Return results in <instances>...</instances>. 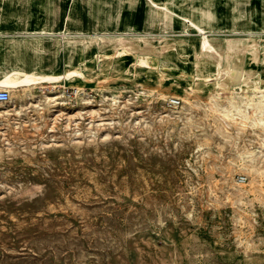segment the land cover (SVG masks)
I'll list each match as a JSON object with an SVG mask.
<instances>
[{
    "label": "rangeland",
    "instance_id": "374dc122",
    "mask_svg": "<svg viewBox=\"0 0 264 264\" xmlns=\"http://www.w3.org/2000/svg\"><path fill=\"white\" fill-rule=\"evenodd\" d=\"M140 1L136 12L153 0ZM158 2L202 22L206 31L238 27L222 39L264 34L263 0ZM93 36L105 37L106 46L88 38L72 55L73 69L59 67L49 86L74 98L77 85L99 100L94 88L100 85L116 89L119 102L81 106L68 99L55 109L25 106V97L14 94L12 102L0 103V264H264V182L261 195L252 192L251 175L239 182L247 172L228 158L225 145L208 139L210 117L182 111L181 101L168 105L190 79L159 60L178 57L184 68L197 60L204 71L227 75L235 65L244 67L248 52L230 61L212 43L206 51L197 49L185 30L155 26ZM118 42L127 49L114 54L111 69L98 67ZM137 53L156 59L143 68L135 62ZM255 53L258 61V49ZM257 67L239 73L238 82H247ZM74 68L83 74L74 75ZM186 74L192 76V70ZM135 85L147 95L125 99L123 88ZM172 86L173 94L155 100L154 113L152 94ZM194 86L201 90L199 100L206 101L210 84ZM225 122V132L234 134L233 120ZM232 184L238 193L226 191Z\"/></svg>",
    "mask_w": 264,
    "mask_h": 264
},
{
    "label": "bare ground",
    "instance_id": "6f19581e",
    "mask_svg": "<svg viewBox=\"0 0 264 264\" xmlns=\"http://www.w3.org/2000/svg\"><path fill=\"white\" fill-rule=\"evenodd\" d=\"M258 1L261 2V0H257V2ZM106 4L117 6L119 3L116 0H99V6H103L102 8L104 11L111 10L112 8H107ZM233 4L234 2H232V5ZM228 5H230V0ZM228 5H226V16L229 11L227 9ZM119 12L122 14L121 11ZM133 12L134 14L132 16L134 24L131 25H134L137 29L145 31L155 26L157 29L166 32L185 30L187 36L195 38L197 49L206 51L205 48L208 46V43H212L218 49L222 57L228 58L230 61L231 56L240 55L241 52L244 51L248 52L244 67L239 68L235 65V67L233 66L227 75L219 74V72L215 71L214 69L206 68V71H204L203 64H198L197 60H195V62H193L189 68L179 66L178 61H180V59H178V57L172 62L165 60L163 57L159 60L167 62L168 65L165 68L171 71L173 74L179 77L190 79L189 83H187L188 87L183 88L182 95L177 96V98H169V100H178L179 102L181 101V108L183 109L182 111L185 110L190 114H199L203 119L210 117L208 139L215 140L216 144L218 145H225L224 148L227 147L230 152L228 158H235L237 165L247 172V175L242 178L245 179L247 176L251 175L252 177L249 181L251 190L256 194L261 195L262 191L260 187L264 182V34H260L259 32H249L247 33L246 38L230 35L227 38L222 39L223 35L235 33L238 27L232 23L231 26H229L228 32L219 31L220 33H215L211 30L206 31L202 22L190 19L181 13H173L166 9L163 3H159L158 0H153L150 2V6L145 8L143 12ZM221 12L223 13V11ZM245 16L248 17L246 14ZM247 17L244 19H247ZM226 19L229 21L228 18ZM258 22L259 21L257 18V23ZM226 23H229L230 25V22ZM219 30H222V28ZM97 37L102 39V36ZM101 39L98 43L99 46H102L103 44ZM188 44H191V41H187L186 45ZM124 48L126 47H123L122 49ZM122 49L116 48L111 54L102 59L101 63H98V67L106 68L107 70L111 69L114 54L118 50L121 52ZM257 49L260 54V59L258 61H256L255 55V51ZM168 54H170V51ZM173 55L179 56L176 54ZM135 59V62L140 67L147 68V64L154 63L151 61H154L156 57L146 54H139L135 57ZM254 64H256L258 67L252 73L248 71L251 73L250 79L245 83H239L236 79L238 74H242L244 70H250V67ZM155 65L156 67L160 66L157 64ZM194 66L195 68L193 69ZM67 67L65 68L67 70L73 69V67ZM238 68L241 69L240 72L238 71ZM57 70L58 69L56 68V70H43L42 72H36L33 70V68L25 66L20 70L7 72L0 78V90H6L9 94V97L6 102L1 104H8L12 102L14 99V94H20L25 97V106L28 104H34L36 107L48 105L55 109L61 108L68 99L75 101L78 99V102L81 106L88 105L89 103L91 105L93 103H96L99 106L105 105L108 100L111 101V104H115V102L117 103L121 99V96L119 92L116 91V89L108 87L103 88L100 85L94 88L96 92L100 93L99 100H95L94 97L91 96L84 88H81L77 85L73 89V94L75 95L74 98L68 96L64 89L54 92L52 87L49 86V83H54L56 81L57 76L55 75V72ZM191 70L192 76L186 74L191 73ZM82 74L83 73L81 70L75 69L74 75L81 76ZM201 81H206L210 84V90L208 91L206 101L204 102L199 100L198 93H200L201 90L199 88L195 89L196 87L194 86ZM101 82V80L98 81L99 84ZM250 84H252V86ZM123 89L128 90L124 94L125 99H128L129 97L137 99L138 97H145L147 95V92L142 85H135L133 88ZM34 90H36L35 93ZM173 90V86L172 88L167 89L158 88V91L152 94L150 107L154 113L158 111L155 105V100H157L161 94L164 96L173 94ZM123 106L124 105H121L119 108L122 109ZM20 107L22 109L24 106L20 105ZM250 115H252V117ZM228 117H230L235 123V127L233 128L234 134L225 132L224 130V125L228 123L225 122V119ZM201 121L203 120L201 119ZM248 129L249 131H247ZM226 191L231 194L238 193V190L233 184L232 187L228 186Z\"/></svg>",
    "mask_w": 264,
    "mask_h": 264
},
{
    "label": "crops",
    "instance_id": "0c3cea01",
    "mask_svg": "<svg viewBox=\"0 0 264 264\" xmlns=\"http://www.w3.org/2000/svg\"><path fill=\"white\" fill-rule=\"evenodd\" d=\"M140 3L122 0L117 6L106 4L112 9L104 11L99 0H0V78L25 66L36 72L73 67V53L85 46L91 36L99 48L106 46L107 39L100 38L103 44L99 46L100 39L94 34L118 31L121 27L140 30L131 25L133 11ZM116 45L119 49L124 47L119 42ZM221 62L220 58L215 65Z\"/></svg>",
    "mask_w": 264,
    "mask_h": 264
},
{
    "label": "built area",
    "instance_id": "2783aa9c",
    "mask_svg": "<svg viewBox=\"0 0 264 264\" xmlns=\"http://www.w3.org/2000/svg\"><path fill=\"white\" fill-rule=\"evenodd\" d=\"M9 97V94L6 90H0V103L6 102ZM179 104L178 100H169L168 105L169 106H177ZM240 183H244L245 179L244 178H239Z\"/></svg>",
    "mask_w": 264,
    "mask_h": 264
}]
</instances>
